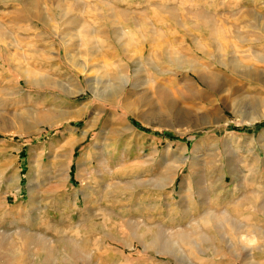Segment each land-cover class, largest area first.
<instances>
[{
  "label": "rangeland",
  "instance_id": "374dc122",
  "mask_svg": "<svg viewBox=\"0 0 264 264\" xmlns=\"http://www.w3.org/2000/svg\"><path fill=\"white\" fill-rule=\"evenodd\" d=\"M0 264H264V0H0Z\"/></svg>",
  "mask_w": 264,
  "mask_h": 264
},
{
  "label": "bare ground",
  "instance_id": "6f19581e",
  "mask_svg": "<svg viewBox=\"0 0 264 264\" xmlns=\"http://www.w3.org/2000/svg\"><path fill=\"white\" fill-rule=\"evenodd\" d=\"M6 52V51H5ZM6 55V54H5ZM216 56V55H215ZM215 56L214 55H210V57L214 60V58H215ZM9 61V60H8ZM70 62V61H69ZM185 62V68H186V70L189 72H191V73H193L196 77H198V73H196L195 72V70L194 69H191L190 67H191V63H189V61H184ZM72 66H73V68L74 69H76L78 72H81L82 74H85V75H87V72H88V70L87 69H89L87 66H81V65H79V64H75V63H72ZM184 67V66H183ZM193 67V66H192ZM197 71V70H196ZM37 78V77H36ZM36 81H37V79H36ZM49 82V79H46V78H42L41 77V79H40V81H37V83H48ZM87 82H88V84L91 86V89H93V90H95L96 92H97V90H98V88H96V87H94V85H100L101 84V82L99 81V80H96V79H87ZM127 82L128 81H125L124 82V84H127ZM36 83V84H37ZM92 84H94L93 86H92ZM63 85V84H62ZM68 85V84H67ZM60 86V88H62V89H68V87L67 86H65V85H63V86H61V85H59L58 84V87ZM92 90V91H93ZM121 91V90H120ZM63 118V117H62ZM64 120V119H63ZM47 123V122H46ZM167 183V182H166ZM156 185V184H155ZM133 230H135V229H133ZM138 231H139V229H138ZM136 233H137V231H135ZM141 231H139V233H140ZM136 233H134L133 235H135ZM138 233V234H139ZM142 233L143 232H141L138 236H140V237H137L138 239L139 238H143V235H142ZM181 234V233H180ZM180 234H178V235H180ZM135 237H136V235H135ZM188 238L189 237H187V236H185V235H181L180 236V238H179V242H181V243H183V244H187L188 243ZM244 239H246V238H244ZM191 240V239H190ZM177 242H178V240H177ZM246 243L248 244V243H251V241H246ZM244 245V244H243ZM195 246H197L198 247V245H195ZM252 246V245H251ZM250 246V247H251ZM167 247H169L168 249H170L171 250V253L173 252V251H176L175 249H176V247H178V245H177V243H176V241H170V243L168 244V246ZM246 247V246H245ZM249 247V248H250Z\"/></svg>",
  "mask_w": 264,
  "mask_h": 264
}]
</instances>
